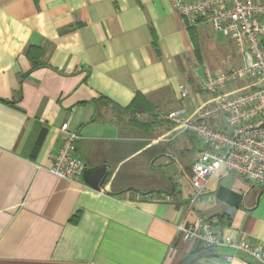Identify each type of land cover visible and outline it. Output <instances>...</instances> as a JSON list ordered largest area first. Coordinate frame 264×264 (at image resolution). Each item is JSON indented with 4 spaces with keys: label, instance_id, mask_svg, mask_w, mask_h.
I'll list each match as a JSON object with an SVG mask.
<instances>
[{
    "label": "crops",
    "instance_id": "1",
    "mask_svg": "<svg viewBox=\"0 0 264 264\" xmlns=\"http://www.w3.org/2000/svg\"><path fill=\"white\" fill-rule=\"evenodd\" d=\"M198 27L171 0H0V264H259L177 231L201 216L264 245L258 183L220 169L187 208L202 145L160 116L184 107L195 117ZM136 95L153 116L124 112ZM65 123L79 135L77 181L49 172Z\"/></svg>",
    "mask_w": 264,
    "mask_h": 264
},
{
    "label": "built area",
    "instance_id": "2",
    "mask_svg": "<svg viewBox=\"0 0 264 264\" xmlns=\"http://www.w3.org/2000/svg\"><path fill=\"white\" fill-rule=\"evenodd\" d=\"M171 2L189 27L206 24L231 41L239 58V64L229 70L203 69L199 90L212 99L197 108L194 118H189L184 107L165 116L176 131L193 133L202 145L191 166L192 193L187 201V208L191 209L209 178L220 169L264 188V0ZM241 81L249 87L239 91L227 89ZM178 91L180 99L190 96L183 83ZM215 120L220 121L222 129L208 124ZM78 140L74 129L67 123L61 125L59 148L49 165L52 175L70 181L81 177L85 164L76 155ZM165 200L169 202L171 197L166 196ZM177 231L183 242L198 241L208 252L228 249L264 264V245L222 235L201 216L177 226Z\"/></svg>",
    "mask_w": 264,
    "mask_h": 264
},
{
    "label": "rangeland",
    "instance_id": "3",
    "mask_svg": "<svg viewBox=\"0 0 264 264\" xmlns=\"http://www.w3.org/2000/svg\"><path fill=\"white\" fill-rule=\"evenodd\" d=\"M197 32L199 50L203 63L200 67L197 68L199 82L202 77L203 69L205 68L211 69V71L214 72L227 70L230 67L239 64V58L236 54L233 43H231V41H229L221 33L213 31V28L206 24L199 25ZM193 94L195 95V98L197 100L198 107L202 106L212 99V96L203 93L200 90L193 92ZM167 113L161 114V121L168 122L165 119ZM156 117L158 118L159 116H155V118ZM154 120L157 121L158 119ZM151 121L152 120H149V118H137V116H133V122H135V124L151 123L152 125L153 123Z\"/></svg>",
    "mask_w": 264,
    "mask_h": 264
},
{
    "label": "trees",
    "instance_id": "4",
    "mask_svg": "<svg viewBox=\"0 0 264 264\" xmlns=\"http://www.w3.org/2000/svg\"><path fill=\"white\" fill-rule=\"evenodd\" d=\"M190 32L193 34V27H190ZM196 50V55H197V59L200 62V55L198 52V49ZM36 53H38V50H35ZM33 50H28L26 51V56L29 58V60H31L32 64L35 65L34 59H35V53ZM38 55V54H37ZM201 64V62H200ZM125 113H130V114H149L151 116H153V113L155 112V109L153 108L152 105H150L141 95H136L135 99L132 101V103L130 104V106H128L127 108L124 109ZM156 119V118H154ZM137 125L139 126H152L151 123L147 124V123H137Z\"/></svg>",
    "mask_w": 264,
    "mask_h": 264
}]
</instances>
